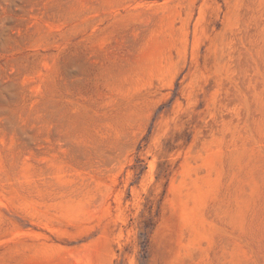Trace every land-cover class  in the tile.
<instances>
[{
    "label": "rangeland",
    "instance_id": "1",
    "mask_svg": "<svg viewBox=\"0 0 264 264\" xmlns=\"http://www.w3.org/2000/svg\"><path fill=\"white\" fill-rule=\"evenodd\" d=\"M0 264H264V0H0Z\"/></svg>",
    "mask_w": 264,
    "mask_h": 264
}]
</instances>
